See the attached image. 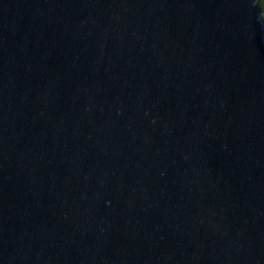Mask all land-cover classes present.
Segmentation results:
<instances>
[{
  "label": "water",
  "instance_id": "water-1",
  "mask_svg": "<svg viewBox=\"0 0 264 264\" xmlns=\"http://www.w3.org/2000/svg\"><path fill=\"white\" fill-rule=\"evenodd\" d=\"M257 0H0V264H264Z\"/></svg>",
  "mask_w": 264,
  "mask_h": 264
},
{
  "label": "trees",
  "instance_id": "trees-1",
  "mask_svg": "<svg viewBox=\"0 0 264 264\" xmlns=\"http://www.w3.org/2000/svg\"><path fill=\"white\" fill-rule=\"evenodd\" d=\"M256 7L259 10L261 20L264 23V0H257Z\"/></svg>",
  "mask_w": 264,
  "mask_h": 264
}]
</instances>
